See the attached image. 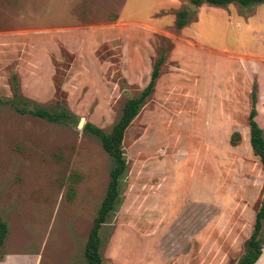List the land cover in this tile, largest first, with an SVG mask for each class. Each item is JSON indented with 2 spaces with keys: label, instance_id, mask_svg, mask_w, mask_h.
Returning a JSON list of instances; mask_svg holds the SVG:
<instances>
[{
  "label": "rangeland",
  "instance_id": "374dc122",
  "mask_svg": "<svg viewBox=\"0 0 264 264\" xmlns=\"http://www.w3.org/2000/svg\"><path fill=\"white\" fill-rule=\"evenodd\" d=\"M189 3L0 0V264L85 263L113 165L85 126L109 132L161 55L154 89L124 131L127 168L99 231L102 264H235L243 255L264 194L248 125L255 95L264 132V3L225 6L245 24L203 22L197 39L209 49L191 25L214 5ZM261 235L255 264H264V220Z\"/></svg>",
  "mask_w": 264,
  "mask_h": 264
},
{
  "label": "trees",
  "instance_id": "16d2710c",
  "mask_svg": "<svg viewBox=\"0 0 264 264\" xmlns=\"http://www.w3.org/2000/svg\"><path fill=\"white\" fill-rule=\"evenodd\" d=\"M192 2L195 5H200L202 2H207L211 5L221 7H225L229 3H236L239 6L248 7L253 4L263 3L264 0H192ZM189 16V11L187 9L178 11L175 17V27L178 29L182 28L188 22ZM163 61V55L159 56L153 65L148 83L137 96L132 97L125 102L119 119L109 132H105L102 128L93 124H87L85 126L86 130L100 138L103 149L112 158L113 165L109 172V181L105 195L97 210L87 237L84 248V264H102V256L100 253L102 239L100 237L99 231L103 223L106 221L107 216L117 204L120 179L127 168V163L122 148L124 131L138 114L141 106L152 93L156 79L159 76L160 65L163 63ZM255 103V95H253L252 107L248 114L249 141L253 149V153L259 157L260 163L264 169V132L256 120L257 109ZM19 111L28 112L32 115L45 118L49 121H57L65 115L64 112H50L41 108H19ZM236 136V133L232 134V143H234ZM263 220L264 194L259 209L255 215L253 230L247 241L246 250L235 264H255L259 260L260 256L262 255L261 231L263 227ZM7 232V222L0 216V250L4 244Z\"/></svg>",
  "mask_w": 264,
  "mask_h": 264
},
{
  "label": "crops",
  "instance_id": "0c3cea01",
  "mask_svg": "<svg viewBox=\"0 0 264 264\" xmlns=\"http://www.w3.org/2000/svg\"><path fill=\"white\" fill-rule=\"evenodd\" d=\"M224 8L225 7H219V6H212L211 7V6H209L205 10H202L201 13L197 16V19L193 21V24L191 25L192 36H194L196 38V41L199 45L198 46L199 48H201V49L212 48L209 45L204 44L205 41H201V40L199 41L197 39L201 35L200 27L203 26V22L205 24L212 23V21H214L215 23L220 22L221 24H225L226 26L231 25L233 22H235L236 24L239 23L240 25L243 23L244 24L246 23L245 17H248V16L240 15L238 12L235 13L233 11H229V10L224 9ZM261 15H262V10H261V13L256 12L255 14L249 16L250 18L247 20V22L249 23L248 27H251L250 23H252V22L256 23V21H259L261 19ZM244 28L245 27L243 25L242 29H244ZM240 31H241V28H240ZM225 50H229V49L227 47H224L223 50H219V51H225ZM261 55L264 56V54H261ZM262 58H264V57H262ZM256 120H257L258 124L260 125L259 120H258V115L256 116Z\"/></svg>",
  "mask_w": 264,
  "mask_h": 264
},
{
  "label": "water",
  "instance_id": "95a60500",
  "mask_svg": "<svg viewBox=\"0 0 264 264\" xmlns=\"http://www.w3.org/2000/svg\"><path fill=\"white\" fill-rule=\"evenodd\" d=\"M188 8L192 11L194 8H197V5L189 3Z\"/></svg>",
  "mask_w": 264,
  "mask_h": 264
}]
</instances>
